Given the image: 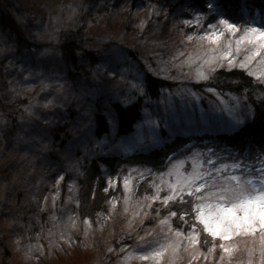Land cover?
Masks as SVG:
<instances>
[{"label":"rangeland","instance_id":"374dc122","mask_svg":"<svg viewBox=\"0 0 264 264\" xmlns=\"http://www.w3.org/2000/svg\"><path fill=\"white\" fill-rule=\"evenodd\" d=\"M9 2L15 7V12H11L15 14L26 35L35 44L42 46L40 50L16 52L15 45L0 30L2 104H16L26 97L31 100L30 105L24 106L19 112L23 129L20 128L18 138H12L10 141L8 138L11 136H8L7 140L4 137L0 140V207L8 202H15L13 197L19 192L27 196V180L25 183L17 182V177H31L25 157L34 163L37 160L27 154L32 149L36 150V146L28 143L30 138L25 136V130L29 132L30 124L40 125L32 122L30 117L39 122L47 120L56 123L57 120L67 125L72 138L81 141V146L77 148L81 147L84 158L96 153L129 154L146 151L178 134L232 131L229 127V108L233 106L235 98L244 96L232 91L210 92L208 86L197 87L200 83L208 82L200 81L196 73L205 59L212 58V49L215 46L199 38L203 34L200 29H194L184 23L186 19H191L196 11L188 8H175L173 12L168 10L176 6L178 0H142L134 6L129 2L116 6L113 4L115 0ZM153 9L158 10L159 14ZM185 14L188 16H181ZM248 23L255 27L264 25V21L259 19L250 20ZM73 34L76 35L77 41L81 40L79 45L82 48L97 50L99 61L95 70H89V81L69 80L59 60L56 45L62 38ZM189 36L193 39L189 40ZM240 58L242 57H237ZM261 59L262 57H257L249 65V69L253 73L251 76L264 87V79H256L261 75ZM204 68L206 69L207 65H204ZM233 68L241 69L238 66ZM221 69L231 68L225 65L218 70ZM242 70L249 74L248 69ZM146 71L169 81L171 86L163 88L159 98L145 100L141 118L131 134L117 137L115 126L109 121L110 132L101 139H96L91 130L95 105L100 106L107 117V110H111L110 101L124 103L129 101V96L132 98L134 94H141L143 74ZM112 73L117 75L113 77ZM132 85L137 87L132 88ZM99 96L102 97L101 100H98ZM240 102L242 104L243 100ZM46 104L49 106L44 107ZM2 125L0 124V127ZM7 127L5 126V129ZM40 134H34L32 137L34 141L37 139L39 142L37 150H41L45 144V139ZM209 149L202 145L188 147L170 157L166 168L160 172L148 173L146 168L132 166L124 169L123 173L108 176L106 181L113 177L119 178L120 183L109 188L107 192L114 191V196L109 195V198H106V208L99 212L96 218L88 219L78 215L80 208L77 209V195L80 189L77 183L62 186L61 181L57 194V189L53 186L58 178L46 180L47 187L40 196L35 195L40 197L37 210L43 208L46 214L42 216L43 211L41 215L38 213L39 217H35L33 226L29 223L17 225L6 216H0V264H155L153 261H141L137 258L141 254L137 245L151 250L149 245L159 246L156 241L168 242L164 239L165 233L171 240H175V237L168 233L166 226L160 224V220L168 216L169 210L159 201L152 203L145 197L150 198L154 194V183L159 184L161 180L174 182L177 172H184L185 169L190 171L191 167L202 159L196 158L195 154H207ZM216 152L221 157L229 156L227 153ZM53 153L65 156L69 151L60 152L58 149L53 150ZM73 164L71 167H77ZM170 171L173 173L171 176L168 175ZM70 172L75 174L77 170ZM140 173H144V176H140ZM125 177L129 178L128 189L123 186ZM71 185L76 187L70 193L68 189ZM63 187L67 189L63 197L67 208L63 214H59L57 210L61 207L60 192ZM41 188L39 187L36 193ZM95 191L93 188L91 193L94 194ZM165 194L166 187L160 195L163 197ZM46 196L47 201L44 200ZM54 196L56 202L53 207ZM149 203H152V208L142 207ZM171 205L173 204L169 207ZM176 205H179V209L184 207L179 203ZM157 209L159 215L156 214ZM137 212L141 214L137 216ZM145 212L147 215H144ZM69 217L73 219L69 220ZM172 219L170 218V224L175 229L177 226H174ZM176 219L182 226L183 222L179 216ZM86 220L90 221V224L85 223ZM183 230L187 232L188 225H183ZM149 233L152 234L148 235ZM140 237H144L148 243L145 244ZM205 239L208 241L207 245L201 244L197 247L201 252L207 253L212 240L201 233V241ZM258 241V236L234 237L232 241L227 242L233 246L234 251L231 255L224 254L225 259L221 264H248L250 249L256 250L251 258L254 264H259ZM4 243L8 255H3ZM185 247L187 241H182L175 264H189V252L192 248L189 247L188 251H185ZM110 248L115 250L109 251ZM122 248L127 251L122 253ZM221 254L217 247L212 254L211 264H217ZM124 257L131 258L125 260ZM160 264H169L168 254ZM192 264L208 262L201 257L192 261Z\"/></svg>","mask_w":264,"mask_h":264},{"label":"trees","instance_id":"16d2710c","mask_svg":"<svg viewBox=\"0 0 264 264\" xmlns=\"http://www.w3.org/2000/svg\"><path fill=\"white\" fill-rule=\"evenodd\" d=\"M100 1L104 2L105 0ZM140 1L142 0H115L113 4L120 6L122 2H129V4L134 6L140 4ZM204 3L205 0H178V4L168 8V10L173 12L175 8H188L197 12L204 8ZM221 3L228 15L239 20L240 23L247 22L249 24L250 20L258 19L261 22L264 21V0H221ZM11 10L15 12V7L11 5L9 0H0V30L2 33L9 37L8 39L15 45L14 47L17 48L16 52L40 50L42 45L35 44L32 39L30 40V37L26 35V31L22 29ZM181 16L187 17L188 15ZM75 37V34L64 37L56 45L59 51V60L62 66H64L63 68H65L64 70L69 80L75 82L79 80L89 81L91 80L89 70L96 69L99 56L97 50L82 48L79 45V41L81 40L77 41ZM170 86L169 81L146 71L143 74V91L141 94H134L129 101L124 103L116 100L110 101L109 106L112 112L119 114V119L114 125L115 135L122 137L131 134L141 118V113L145 107V100L147 98H159L161 90ZM205 86L211 87L214 90L232 91L235 94L243 95L244 98H247L249 105H254L259 97H264L263 85L257 82L246 71L237 68L217 70L208 82L197 85V87ZM101 99L102 97L99 96L98 100ZM2 100L3 98L0 95V121H3V125L0 127V140L3 139L2 137L7 140L8 136H11V138H8L9 140L18 138L17 134L23 124L19 112L24 106L30 105L31 100L26 97L16 102V104L9 106L2 104ZM30 120L41 126L34 124L36 126L33 127L34 125L30 124L28 126L29 132L25 130V136L28 137L26 138H30L28 143L30 145L33 144L34 147L36 146V150L33 151L32 149L27 154L31 158L36 157L35 159H37L34 163L30 158L25 157L31 177H23L22 175L17 177V182L25 183L27 180V196L19 192L13 197L15 202L11 201L0 207V216H6L15 221L17 225L29 223L33 226L35 217H39L38 213L41 215V210H37L38 200L40 199L37 196H40L44 188L47 187L46 180H56L61 175L65 177L62 186L69 185L72 182L77 183L79 186L80 192L77 195L79 204L77 209H80L78 210V215L89 219L91 217L96 218L99 212L104 211L106 208V198H109V195L114 196V191L111 190V192H107V196L105 197L106 178L114 176L119 172L123 173L124 169L126 170L134 166L139 169L146 168L148 173L160 172L166 168L167 160L170 157L195 145H202L215 151L227 153L228 155L229 153L238 155L241 153V150L247 151L250 147L254 148L257 152L261 148H264V122L257 120L256 123L249 124L239 134L233 130L231 132L223 131L216 133L204 131L189 135L178 134L173 138L165 139L160 145L151 147L146 151L129 154L96 153L93 156L84 158L81 147L77 148V146H81V141L77 138H72V133L67 125L61 124L57 120H55L56 123L47 124L39 122L33 117H30ZM92 121V135L96 139H101L110 132V122L101 107L97 106V104L92 111ZM5 126L8 127L5 129ZM34 134H40L45 139V144H43L41 150H37V147H39L37 143L39 142L37 139L34 141V138H32ZM58 149L60 152L68 150L69 153L67 155L69 156L54 154L53 150ZM80 158L82 160L78 162ZM248 162L254 161L249 159ZM72 163H74L73 166L76 165L77 167H71ZM41 165L45 167L42 166V168ZM44 168H46L45 171L41 170ZM70 170H77V172L73 174ZM39 187L42 188L36 193ZM93 188L96 190L94 194L91 193ZM66 190V187H63L60 192V198L62 199L60 201L61 207L57 210L59 214H63L65 208H67L63 200ZM35 195L37 196L35 197ZM69 206L71 207V205ZM178 206L173 204L170 207L168 206L166 210H178ZM45 214L43 211L42 216H45ZM172 220L174 226H180V222L176 218ZM5 244L2 250L3 255H8Z\"/></svg>","mask_w":264,"mask_h":264},{"label":"snow or ice","instance_id":"6c2138e0","mask_svg":"<svg viewBox=\"0 0 264 264\" xmlns=\"http://www.w3.org/2000/svg\"><path fill=\"white\" fill-rule=\"evenodd\" d=\"M156 14L159 11L153 9ZM185 24L192 26L194 29H200L202 41H208L215 47L212 49L214 55L211 59H205L201 67L197 70V77L200 81L209 80L212 73L225 65L229 68L240 67L248 69L249 75H253L249 69V65L262 57L259 61L261 75L257 76V80L264 79V25L255 27L245 22L242 26L240 21L232 18L225 11L221 0H205L204 8L198 10L192 15L191 19H186ZM189 40L193 37L189 36ZM237 57H242L237 59ZM207 65V68H204ZM113 77L117 75L112 73ZM132 85V88H136ZM208 91H214L209 87ZM130 100L131 97L129 96ZM241 100L243 103L241 104ZM51 103V102H49ZM46 104L44 107H48ZM29 115H33L29 113ZM230 124L229 127L237 134L244 131L249 124H254L257 120L264 122V97H259L254 105H249L247 98H235L233 106L229 108ZM107 119L115 125L119 119L118 113L107 110ZM3 121H0L2 124ZM45 123H51L45 121ZM196 158H202L198 164L191 167L188 171L177 172L174 182L161 180L159 184L154 183V194L149 198L152 203L159 201L165 208L170 204L179 203L184 206L178 210L169 209L168 216L160 220L162 226H166L168 233H172L175 240H171L165 233L164 239L167 243L156 241L158 247H137L141 254L137 257L141 261H153L160 264V261L169 255V264H175V258L178 255L182 241H187V247H191L189 252L190 260L196 261L203 259L211 264L212 254L215 253L217 247L221 250V256L217 264L224 261V254L231 255L234 251L232 245L227 242L232 241L234 237L250 236L259 237V264H264V148L259 152L254 148L249 150H241L238 155L229 154L227 157H221L218 153L209 149L208 153H196ZM215 157V159H214ZM249 159L253 163H249ZM168 175H173L170 171ZM144 176V173H140ZM65 177L59 176L54 188L59 193V184ZM108 187L107 192L114 184H119V178L109 177L106 181ZM125 189L129 187V178L123 179ZM75 185H71L68 191L71 193L75 190ZM167 188V194L161 197L160 193ZM47 201L48 197H44ZM55 196L52 199V205L55 206ZM127 203V201H126ZM152 203L147 204V208H152ZM45 209H41L44 211ZM127 211V209H126ZM141 213L137 212L139 216ZM159 215V209L156 210ZM144 215H147L145 212ZM179 216L183 225H188V231L183 230V225L173 228L170 224V218ZM69 217V220H72ZM189 221L191 223L189 224ZM89 223L90 221H85ZM201 233L206 234L212 240L211 247H208L207 253L201 252L198 245H207L205 239L201 241ZM149 233L148 235H151ZM69 242L71 237L68 238ZM140 240L145 244L144 237ZM216 241L220 243L217 244ZM115 249L110 248L109 251ZM121 249V252H126ZM255 249L249 250L248 264H254L252 256ZM131 257H124L125 260Z\"/></svg>","mask_w":264,"mask_h":264},{"label":"bare ground","instance_id":"6f19581e","mask_svg":"<svg viewBox=\"0 0 264 264\" xmlns=\"http://www.w3.org/2000/svg\"><path fill=\"white\" fill-rule=\"evenodd\" d=\"M81 160H82V159L80 158V159L78 160V162H81Z\"/></svg>","mask_w":264,"mask_h":264}]
</instances>
